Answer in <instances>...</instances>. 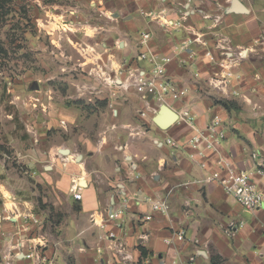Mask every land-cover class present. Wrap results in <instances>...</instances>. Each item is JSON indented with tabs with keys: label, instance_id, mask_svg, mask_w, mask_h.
<instances>
[{
	"label": "crops",
	"instance_id": "crops-1",
	"mask_svg": "<svg viewBox=\"0 0 264 264\" xmlns=\"http://www.w3.org/2000/svg\"><path fill=\"white\" fill-rule=\"evenodd\" d=\"M236 1L243 9H236L234 0H92L90 8L76 5L57 13L61 25L69 23L97 44L90 58L94 64L83 61L92 72L82 78L92 84L83 82L77 105L71 106L66 96L52 101L50 95L42 127L51 130V137L42 145L29 141L27 150L16 147V155L20 161L25 156L49 161L50 198L58 195L76 207L67 224H60V237L77 244L89 235L95 244L97 236L113 230L125 242L130 264H212L211 255L220 264H264V207L244 211L217 183L204 181L207 171L188 157L187 147L165 143L166 138L182 142L191 136L186 118L204 126L220 115L226 129L221 152L238 169H264V0ZM147 50L160 60L171 58L166 74L181 95L168 105L176 116L165 128L154 121L161 109L154 112L151 92L138 91L131 78L135 69L150 70V62L138 58ZM226 72L228 86L223 92L213 88V77ZM17 140L11 141L16 145ZM3 172L9 174L0 156ZM11 174L15 182L0 179V238L4 235L7 243L19 239L23 222L5 215L7 204H29L21 198L19 173ZM256 179L264 192V172L257 171ZM73 180L79 200L70 192ZM148 197L164 200L167 213L151 210L143 201ZM124 201L121 217L110 220L111 205ZM90 214L104 227L92 226ZM107 240L102 255L116 264L107 258L115 254ZM82 245L74 251L87 261L95 251ZM49 249L51 255L57 250Z\"/></svg>",
	"mask_w": 264,
	"mask_h": 264
},
{
	"label": "rangeland",
	"instance_id": "rangeland-1",
	"mask_svg": "<svg viewBox=\"0 0 264 264\" xmlns=\"http://www.w3.org/2000/svg\"><path fill=\"white\" fill-rule=\"evenodd\" d=\"M91 2L92 0H0V156L4 167L9 171V174H0V179L15 182L16 174L13 176L11 171L18 172L20 187H23L20 190L23 193L21 198L29 201V204L22 203L20 208L11 202L7 204L6 216L23 219L19 225V239L14 243L10 242L11 245L19 244L21 249L7 256V264H37L35 257L26 258L23 255L29 251L30 243L39 241L37 238L41 235L46 237L45 254L50 258L51 264H108L102 255V249L105 248L102 241L107 240L103 234L96 237L95 244L89 235L78 238L77 244H84L80 247L95 251V255H89L90 259L87 261L76 256L75 239L60 237V224H67L76 207H70L58 195L54 196L55 200L50 198V180L47 176L50 162L32 161L26 156L20 161L16 155V147L27 150L29 141L34 145H42V142L51 137V130L47 131L42 127L50 97L55 101L66 96L65 100L71 106L77 105L82 102L83 82L86 85L92 84L82 78V75L88 77L92 72L88 65H83V61L89 65L94 64L90 58L95 54L97 44L86 40L82 31L71 29L68 22L67 25H61L62 16H57L62 9L68 11V8L76 5L84 9L90 8ZM86 32L88 36H92L90 30L87 29ZM13 139H18L19 144L14 145L11 141ZM27 162H35L37 165L29 166ZM67 163L75 161L69 159ZM27 187L32 191L28 192ZM6 197L11 198V195L6 193ZM26 210L29 214H23ZM45 220H48L47 224ZM89 222L92 226H101V221L95 220L92 214L89 215ZM107 241L108 249L115 253L107 258L113 259L116 264L132 262L124 251L126 244L122 238ZM65 246L74 248L66 251ZM53 247L57 250L55 252L53 249L51 255L49 248ZM82 252V248H77V253Z\"/></svg>",
	"mask_w": 264,
	"mask_h": 264
},
{
	"label": "built area",
	"instance_id": "built-area-1",
	"mask_svg": "<svg viewBox=\"0 0 264 264\" xmlns=\"http://www.w3.org/2000/svg\"><path fill=\"white\" fill-rule=\"evenodd\" d=\"M142 44L145 43L149 34H143ZM264 52V45L262 47ZM206 55L210 56V52ZM212 58V56H210ZM138 58L141 60H148L150 62V70L148 73L141 69H135L131 75L132 82L138 91L147 89L151 92V99L155 102L156 106L154 112L162 105H169L171 101L180 98V92L175 87L171 79L166 74V65L170 62V57H163L158 59L153 52L147 50L138 53ZM229 63L226 64L228 66ZM197 76V74H196ZM230 77V72L225 74H217L210 82V85L216 90H221L228 86L227 78ZM187 124L190 125L192 133L186 140L180 142L173 138H166L165 143L178 149L187 147L188 157L194 161L201 170L207 171L204 177L205 182L217 183L225 194L232 196L237 203L240 204L242 209L246 212H253L261 207H264V192L259 187L256 179V172L263 173L264 169L244 170L238 169L234 166L230 158L226 157L220 149L221 143L226 138V129L224 122L220 115H214L212 120L204 126H198L193 123L192 118H186ZM257 152H254V157ZM264 167V161L260 164ZM70 192L75 200L81 199V193L78 190V183L73 180L70 186ZM144 202L150 204L153 211L167 213L168 205L164 200L152 199L150 197L143 199ZM126 206L125 201L119 203L117 206L111 205L108 211V218L110 220H117L121 217ZM101 226L104 227L103 224ZM4 237V235H3ZM0 238V264L8 263L7 256L18 252L19 244L11 245L6 242V238ZM106 239H115L116 235L113 230L108 231L103 236ZM179 240L184 239L183 233L177 234ZM39 241L30 243V248L25 255L26 258H33L37 264H51L50 258L45 254L46 237L41 235L37 238ZM183 264V263H180Z\"/></svg>",
	"mask_w": 264,
	"mask_h": 264
},
{
	"label": "water",
	"instance_id": "water-1",
	"mask_svg": "<svg viewBox=\"0 0 264 264\" xmlns=\"http://www.w3.org/2000/svg\"><path fill=\"white\" fill-rule=\"evenodd\" d=\"M234 6H236V9L241 10L243 9L240 5H238L237 1L234 0ZM161 111L158 114V116L154 117V121L156 123H158L159 126H161L162 128H165L166 126H168L174 119H175V113L166 105H162L160 107ZM162 115V120L159 119ZM112 203H113V199H112Z\"/></svg>",
	"mask_w": 264,
	"mask_h": 264
},
{
	"label": "trees",
	"instance_id": "trees-1",
	"mask_svg": "<svg viewBox=\"0 0 264 264\" xmlns=\"http://www.w3.org/2000/svg\"><path fill=\"white\" fill-rule=\"evenodd\" d=\"M141 255L146 256V251L143 248H141ZM211 262H212V264H220L217 260V257L212 256V255H211Z\"/></svg>",
	"mask_w": 264,
	"mask_h": 264
},
{
	"label": "bare ground",
	"instance_id": "bare-ground-1",
	"mask_svg": "<svg viewBox=\"0 0 264 264\" xmlns=\"http://www.w3.org/2000/svg\"><path fill=\"white\" fill-rule=\"evenodd\" d=\"M84 182L82 181V184H83Z\"/></svg>",
	"mask_w": 264,
	"mask_h": 264
}]
</instances>
